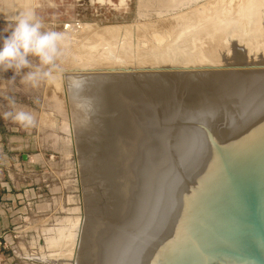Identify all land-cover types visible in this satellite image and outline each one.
Here are the masks:
<instances>
[{
	"label": "water",
	"instance_id": "1",
	"mask_svg": "<svg viewBox=\"0 0 264 264\" xmlns=\"http://www.w3.org/2000/svg\"><path fill=\"white\" fill-rule=\"evenodd\" d=\"M152 1L139 0L137 20L203 0ZM186 37L177 46L203 48V64L143 55L147 66H111L114 81L89 86L103 138L83 162L111 199L94 212L103 226L71 237L74 262L264 264V1L222 4Z\"/></svg>",
	"mask_w": 264,
	"mask_h": 264
},
{
	"label": "rangeland",
	"instance_id": "2",
	"mask_svg": "<svg viewBox=\"0 0 264 264\" xmlns=\"http://www.w3.org/2000/svg\"><path fill=\"white\" fill-rule=\"evenodd\" d=\"M235 1L203 0L171 15L140 20L136 19L139 0L20 1L19 16L34 14L42 24L41 32L60 33L61 39L50 65H41L36 56L29 55L30 68L19 73L0 67L6 90L16 95L23 111L34 117L32 127L22 126L24 137L32 138L36 143L34 152L42 153L49 164L44 175L41 172L40 178L32 180L37 197L18 208L15 227L1 235L0 264H80L74 262V256L67 257L66 251L71 237H75V218H84L82 231L91 229L95 218L96 226H103V214L94 212H106L111 199L105 196L103 182L89 181L97 171H89V162H83L94 153L89 149H97V138H103L102 131L94 128L100 123L89 86L99 79L114 81L117 74H111V66H147L137 63L146 61L144 56L155 60L156 65L169 61L179 66L203 60V48H196L198 54L188 56V48L177 43L188 44L186 35H194L192 29L203 24V17L214 18V9ZM249 1L247 6H251ZM148 11L155 12L152 8ZM35 12L41 18L35 17ZM76 19L89 28L77 34L66 31L64 25ZM15 23L0 27V41ZM155 33L162 35L159 41H165L156 42ZM38 67L49 75L38 77L35 86L22 81L26 72ZM131 72L133 78L146 81L143 70ZM0 85L1 89L5 87Z\"/></svg>",
	"mask_w": 264,
	"mask_h": 264
},
{
	"label": "crops",
	"instance_id": "3",
	"mask_svg": "<svg viewBox=\"0 0 264 264\" xmlns=\"http://www.w3.org/2000/svg\"><path fill=\"white\" fill-rule=\"evenodd\" d=\"M20 1L0 0V27L16 22ZM2 83L5 87L1 89L0 85V236L15 227L18 208L26 200L37 197L32 180L44 175V169L49 166L42 153L34 152L36 143L32 138L24 137L23 127L11 116L5 118V113L15 115L24 107L16 95L6 90V83L0 78Z\"/></svg>",
	"mask_w": 264,
	"mask_h": 264
},
{
	"label": "clouds",
	"instance_id": "4",
	"mask_svg": "<svg viewBox=\"0 0 264 264\" xmlns=\"http://www.w3.org/2000/svg\"><path fill=\"white\" fill-rule=\"evenodd\" d=\"M41 28L42 24L35 20L34 14H21L10 34L0 41V67L19 73L24 68H30L29 55L36 56L41 65L52 64L61 34L54 31L41 32ZM48 75V72L38 67L35 71L26 72L21 79L35 86L38 77ZM4 116H11L14 122L25 128L34 125L33 115L23 110L17 111L15 115L5 113Z\"/></svg>",
	"mask_w": 264,
	"mask_h": 264
},
{
	"label": "bare ground",
	"instance_id": "5",
	"mask_svg": "<svg viewBox=\"0 0 264 264\" xmlns=\"http://www.w3.org/2000/svg\"><path fill=\"white\" fill-rule=\"evenodd\" d=\"M261 1H264V0H261ZM251 3V4H250ZM248 4H250V5H252V0H250L249 1V3ZM209 8V7H208ZM207 11V10H206ZM195 12V11H194ZM203 12V11H202ZM205 16V15H204ZM207 16V15H206ZM189 18V17H188ZM190 20V19H189ZM198 20V19H197ZM200 20H201V18H200ZM199 20V21H200ZM186 23V22H185ZM188 23V22H187ZM200 23V22H199ZM189 24V23H188ZM201 24V23H200ZM103 29V28H102ZM174 29V28H173ZM178 29V28H177ZM176 29V30H177ZM195 29L196 28H194V29H192V34H194L195 33ZM181 32V31H180ZM187 32V31H186ZM186 32H185V34H186ZM188 33V32H187ZM157 34V35H156ZM153 35H156V38H154V40L156 41V42H160V43H163L165 40H163V41H159V39L162 37V35L161 34H159V33H155V34H153ZM184 35V34H183ZM182 35V36H183ZM154 37V36H153ZM177 38V37H176ZM143 43H145V42H143ZM177 44H180L179 42L177 43ZM188 52V51H187ZM145 60V59H144ZM152 60V59H151ZM196 60V59H195ZM169 61H167V63H162V64H170V65H175L176 63H168ZM204 63V61L203 60H197V61H195V62H191L190 64H187V65H193V64H203ZM88 64V63H87ZM139 64V63H138ZM183 64V63H182ZM140 65H143V64H140ZM89 75V74H88ZM108 75V74H107ZM85 76V75H84ZM87 76V75H86ZM110 76H113V75H110ZM79 77V76H78ZM116 77V76H115ZM114 78V77H113ZM78 79V78H77ZM94 79V78H93ZM70 80V79H69ZM82 80H83V78H82ZM69 82V81H68ZM85 82H87V81H85ZM92 82V81H91ZM76 83V82H75ZM79 83H80V81H79ZM81 83H83V82H81ZM92 84V83H91ZM72 85V84H71ZM75 85V84H74ZM83 221H84V218L83 217H78V218H75V222H76V224H75V231H74V235L75 236H78L81 232H82V228H83Z\"/></svg>",
	"mask_w": 264,
	"mask_h": 264
},
{
	"label": "flooded vegetation",
	"instance_id": "6",
	"mask_svg": "<svg viewBox=\"0 0 264 264\" xmlns=\"http://www.w3.org/2000/svg\"><path fill=\"white\" fill-rule=\"evenodd\" d=\"M35 9H36V8H35ZM36 15H37V12H35V17L41 18L39 15H38V16H36ZM97 21H99V20H97ZM74 22H75V23H76V22H81V23H82L81 19H76ZM100 22H103V20L100 19ZM109 22H111V21H109Z\"/></svg>",
	"mask_w": 264,
	"mask_h": 264
},
{
	"label": "built area",
	"instance_id": "7",
	"mask_svg": "<svg viewBox=\"0 0 264 264\" xmlns=\"http://www.w3.org/2000/svg\"><path fill=\"white\" fill-rule=\"evenodd\" d=\"M0 239H1V236H0ZM0 245H2V241L0 240Z\"/></svg>",
	"mask_w": 264,
	"mask_h": 264
}]
</instances>
